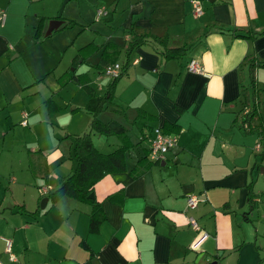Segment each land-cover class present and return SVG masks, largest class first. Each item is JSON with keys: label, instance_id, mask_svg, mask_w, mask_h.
Returning <instances> with one entry per match:
<instances>
[{"label": "crops", "instance_id": "0c3cea01", "mask_svg": "<svg viewBox=\"0 0 264 264\" xmlns=\"http://www.w3.org/2000/svg\"><path fill=\"white\" fill-rule=\"evenodd\" d=\"M192 1L93 0L88 12L81 0H0V264H264L261 136L242 126L253 91L245 63L264 60V0H196L201 15ZM60 15L77 25L39 42V25L45 34L54 19L62 27ZM133 26L188 51L165 60L148 43L131 54L113 100L124 114L103 111L111 134L92 135L104 154L128 146L126 169L91 193L102 220L92 233L93 203L48 194L77 166L72 137L92 120L84 85L108 92L105 67L127 62ZM246 31L263 34L238 36ZM89 45L97 50L83 58ZM106 47L113 57L104 61ZM192 59L207 75L188 70ZM252 73L264 121V68ZM156 127L178 143L152 163ZM190 195L206 201L190 210ZM189 215L210 235L196 250Z\"/></svg>", "mask_w": 264, "mask_h": 264}, {"label": "trees", "instance_id": "16d2710c", "mask_svg": "<svg viewBox=\"0 0 264 264\" xmlns=\"http://www.w3.org/2000/svg\"><path fill=\"white\" fill-rule=\"evenodd\" d=\"M55 18L63 19V21L65 22L64 25L59 29L54 30L52 34L48 36H46L45 32L43 31V27H40L39 25L35 34V37L39 42L47 37L52 36L58 30L72 28L77 24V22H75L74 20L63 18L62 15L57 16ZM261 34H253L250 31H246V35L238 34V36L251 39L256 38L257 35ZM129 35L130 39L127 45V62L122 64L121 73L117 77L112 78V81L109 84L108 92L103 96H99L96 94L95 90L92 87L88 86L87 84L84 85V88L89 95V101L87 103L86 110L92 114V120L89 129L86 132L81 135H75L72 137L74 145L71 157L77 162V166L70 176L59 182L55 190L49 192L48 196L53 201H57L64 196H69L80 201H85L94 204L95 200L89 198V196L91 195V193H93L95 184L108 174L121 172L126 169L125 152L126 149H128V146L126 147L125 145L112 153L104 154L94 146L92 141V135L95 132L105 135L111 134V130L99 119V115L103 111L111 110L124 114V111L121 110V108L117 106L113 102V100L116 84L118 80L124 74H126L127 69L129 67L131 54L140 46L148 43L152 44L155 50L165 60L181 59L187 54L188 51V48L184 46L170 47L167 34L162 37H159L148 31L142 30L137 26H133L129 30ZM96 50L97 48H95L94 45H89L81 49L79 51V55H81L83 58H88L86 57V55H92L94 54V52H96ZM102 56V59L104 61L106 59L109 60V57H113L112 54L108 52L107 47L105 48ZM116 62L117 61L114 60L113 63ZM245 64H248L251 69V83L253 85V91H251L250 94L251 98L249 97L245 99V104L248 111L244 112V114L242 115V126H246V129L259 132L261 136V153L259 156L264 161V121L259 110V102H257L259 98V92L256 90V81L252 73L256 67L264 68V60L261 61L257 59H249L246 61ZM70 81H75L80 84H85L86 82H88L87 79L85 82H81L78 76H71ZM48 105L56 107L53 102H48ZM139 115L145 116L142 112H139ZM165 127L166 133H170V131H172V127H168V125H166ZM151 162L153 163V161ZM155 162L157 163L158 161ZM40 212V210H37L33 214L39 216ZM101 221L102 220L98 216L97 205L94 204V210L90 215V232H98L99 227L101 225ZM84 246L86 247L85 244Z\"/></svg>", "mask_w": 264, "mask_h": 264}, {"label": "built area", "instance_id": "2783aa9c", "mask_svg": "<svg viewBox=\"0 0 264 264\" xmlns=\"http://www.w3.org/2000/svg\"><path fill=\"white\" fill-rule=\"evenodd\" d=\"M194 4V12L197 15H201L203 12V8L199 1L193 0ZM5 18V13L0 12V21H3ZM188 70L195 73L205 74L203 66L201 63L192 59L188 64ZM122 70V64L119 62L111 63L105 67V74L111 78L117 77ZM24 116L27 117V113H24ZM26 119L22 121L23 125H26ZM152 137L150 141L149 148V158L152 161H162L165 159V156L168 152L174 149L177 146L178 140L175 135H169L162 131L160 127H156L152 131ZM257 150H261V144H258L256 147ZM45 193H48L47 189L44 190ZM206 198L200 195H190L187 199V205L190 210L196 209L201 203H204ZM188 223L190 227L197 233L195 240L193 241L191 247L193 249H199L200 246L205 242L206 239L209 238V233L202 229L198 220L193 216H188ZM7 250L11 251V243H7Z\"/></svg>", "mask_w": 264, "mask_h": 264}, {"label": "rangeland", "instance_id": "374dc122", "mask_svg": "<svg viewBox=\"0 0 264 264\" xmlns=\"http://www.w3.org/2000/svg\"><path fill=\"white\" fill-rule=\"evenodd\" d=\"M67 2H71V1H76V0H66ZM82 2H83V4L87 7V10H88V12H90V10L92 9V10H96V7H92L91 5H90V2L91 1H93V0H81ZM45 2H47V0H45ZM48 2L49 3H53V0H48ZM54 6H55V4H54ZM71 8H73V10H72V12H71V14H77L78 16H79V11H78V9H77V5H75V4H70V6H69V8L67 9V11H70L71 10ZM65 18V17H64ZM87 18V17H86ZM89 24V23H88ZM77 25V24H76ZM75 25V26H76ZM74 27V26H73Z\"/></svg>", "mask_w": 264, "mask_h": 264}, {"label": "water", "instance_id": "95a60500", "mask_svg": "<svg viewBox=\"0 0 264 264\" xmlns=\"http://www.w3.org/2000/svg\"><path fill=\"white\" fill-rule=\"evenodd\" d=\"M61 24H62V21H60V20H57V19H54V20H52L51 22H50V25H49V28H48V30H47V35H50L54 30H56L57 28H59L60 26H61ZM89 198H94V194H91L90 196H89ZM47 198H45L44 200H43V204H46V202H47ZM45 206H42V208H44ZM220 254H222V252H220ZM213 264H216V262H214Z\"/></svg>", "mask_w": 264, "mask_h": 264}]
</instances>
